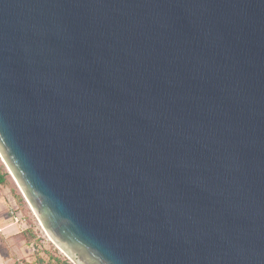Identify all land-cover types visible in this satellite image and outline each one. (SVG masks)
<instances>
[{
    "label": "water",
    "instance_id": "obj_1",
    "mask_svg": "<svg viewBox=\"0 0 264 264\" xmlns=\"http://www.w3.org/2000/svg\"><path fill=\"white\" fill-rule=\"evenodd\" d=\"M0 153L75 264H264V0H0Z\"/></svg>",
    "mask_w": 264,
    "mask_h": 264
},
{
    "label": "rangeland",
    "instance_id": "obj_2",
    "mask_svg": "<svg viewBox=\"0 0 264 264\" xmlns=\"http://www.w3.org/2000/svg\"><path fill=\"white\" fill-rule=\"evenodd\" d=\"M0 264H75L43 227L0 153Z\"/></svg>",
    "mask_w": 264,
    "mask_h": 264
},
{
    "label": "trees",
    "instance_id": "obj_3",
    "mask_svg": "<svg viewBox=\"0 0 264 264\" xmlns=\"http://www.w3.org/2000/svg\"><path fill=\"white\" fill-rule=\"evenodd\" d=\"M5 180V177L3 176V174H0V184H3ZM62 264H67V263H62Z\"/></svg>",
    "mask_w": 264,
    "mask_h": 264
}]
</instances>
